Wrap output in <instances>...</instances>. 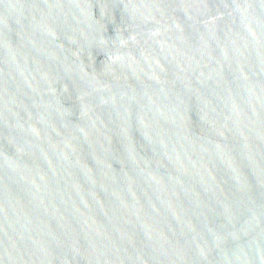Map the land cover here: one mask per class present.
<instances>
[{"label":"water","instance_id":"water-1","mask_svg":"<svg viewBox=\"0 0 264 264\" xmlns=\"http://www.w3.org/2000/svg\"><path fill=\"white\" fill-rule=\"evenodd\" d=\"M0 264H264V0H0Z\"/></svg>","mask_w":264,"mask_h":264}]
</instances>
